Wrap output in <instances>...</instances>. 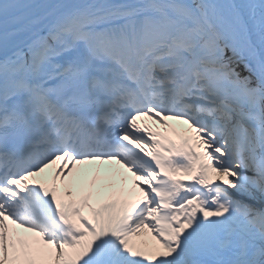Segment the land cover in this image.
<instances>
[{"label": "snow or ice", "instance_id": "6c2138e0", "mask_svg": "<svg viewBox=\"0 0 264 264\" xmlns=\"http://www.w3.org/2000/svg\"><path fill=\"white\" fill-rule=\"evenodd\" d=\"M0 264H264V0H0Z\"/></svg>", "mask_w": 264, "mask_h": 264}]
</instances>
